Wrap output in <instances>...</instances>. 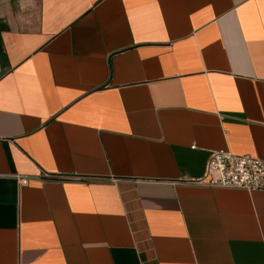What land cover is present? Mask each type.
Returning a JSON list of instances; mask_svg holds the SVG:
<instances>
[{"label":"crops","instance_id":"0c3cea01","mask_svg":"<svg viewBox=\"0 0 264 264\" xmlns=\"http://www.w3.org/2000/svg\"><path fill=\"white\" fill-rule=\"evenodd\" d=\"M264 0H0V264H264Z\"/></svg>","mask_w":264,"mask_h":264},{"label":"built area","instance_id":"2783aa9c","mask_svg":"<svg viewBox=\"0 0 264 264\" xmlns=\"http://www.w3.org/2000/svg\"><path fill=\"white\" fill-rule=\"evenodd\" d=\"M192 186L264 191V161L229 151L213 152L202 177L188 182Z\"/></svg>","mask_w":264,"mask_h":264}]
</instances>
